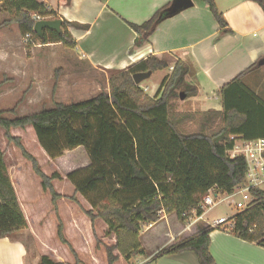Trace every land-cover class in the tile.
<instances>
[{"label":"trees","instance_id":"trees-1","mask_svg":"<svg viewBox=\"0 0 264 264\" xmlns=\"http://www.w3.org/2000/svg\"><path fill=\"white\" fill-rule=\"evenodd\" d=\"M193 1L208 6L221 36L231 33L213 0ZM250 1L257 3L264 14V0ZM0 3L8 13V19L0 24V28L17 25L22 37L32 34L40 45L59 43L74 49L75 44L66 26L87 29L86 26L63 22L59 33L44 30L39 38L33 33L36 21L32 16L59 20L55 12L37 0H0ZM169 7L168 4L158 10L142 25L128 23L136 34L135 47L148 41ZM168 68L165 60L150 56L140 64L111 72L109 91H101L87 101L56 102L52 109H42L15 119H7L0 112V128L5 131L7 142L31 163L42 190L50 193L53 204L61 196L52 182L61 181V176L47 177L37 159L26 152L20 139L12 136L10 131L32 128L37 144L50 160L62 157L66 151L85 150L89 166L68 173L65 179L72 185L74 194L89 204L91 209L86 215L91 223L100 219L107 226L105 236H115V244L105 247L106 264L146 256L140 233L144 226L158 223L161 215H175L185 224L192 211L197 216L202 215L199 205L209 189L232 194L244 183L246 164L241 157H228L227 152L233 145L229 138L264 139V104L247 93L241 84L242 79L257 68V63L219 91L221 111L199 114L202 117L200 130L188 134L182 133L181 127L196 116L170 112L171 101L178 100L180 93L185 94V98L197 94L195 88L185 84L188 69L183 62L173 66L169 77L161 81L152 98L132 80V75L138 72L153 74ZM60 71L56 70V76L59 77ZM4 157L0 148V239L27 228ZM250 195L253 202L247 210L236 214L229 234L264 249V191L251 189ZM71 199L75 201V197ZM210 232L209 227H200L194 237L159 250L151 262L155 263L164 256L191 252L198 264H215L209 253ZM57 237L74 253L63 237L61 225H58ZM37 264L61 263L43 255Z\"/></svg>","mask_w":264,"mask_h":264},{"label":"crops","instance_id":"crops-1","mask_svg":"<svg viewBox=\"0 0 264 264\" xmlns=\"http://www.w3.org/2000/svg\"><path fill=\"white\" fill-rule=\"evenodd\" d=\"M40 1L55 12L62 23H75L87 27V29L70 26L65 28L75 48L66 49L70 57L67 61H63L62 65H58V70L61 71L56 86L57 94L61 93L67 78L75 81L74 74H70L69 70L80 66V63L83 64V75L93 76L90 78L93 81L97 78L104 79L108 88L107 81L111 72L122 71L140 64L150 56L165 60L171 65L170 68L177 62H183L188 69L185 84L197 90L195 96L184 100L179 99L187 107L183 114L196 116L187 121V127H190L194 124L200 125L202 117H199V114L221 111L219 91L241 72L264 58V14L259 5L250 0H213L231 31L222 36L220 28L205 3L192 0L190 8L172 16H168L166 10L154 33L140 47L134 46L136 34L128 23L142 25L158 10L168 4L171 6L174 0ZM60 45L58 43L35 46V48L43 47L47 55L45 57H25L20 60L22 66L20 75L30 76L34 81L29 94L30 98L39 97L47 90L40 81L39 68L53 62L57 63L54 61L55 56L52 51H56V47ZM8 61L3 74L16 77L18 72L11 66L12 62L9 59ZM261 68L264 66L257 67L246 75L241 84L247 93L253 94L264 104V90L258 83L263 78L264 72L260 74ZM168 71L170 73V69ZM140 84L137 86L143 89L144 87ZM93 91L98 93L99 89L94 88ZM68 152L71 151H66L64 155ZM84 153L86 161H89L85 150ZM64 155L54 162L62 159ZM42 160L53 163L46 155H43ZM6 167L14 188L12 175L14 177L16 175L12 174L7 164ZM16 196L18 199L17 194ZM20 207L25 215L21 204ZM203 216L204 214L195 223L183 224L176 228L168 224L164 231L158 232L154 237L158 240L164 238V242L152 251L148 250L144 238L158 227L161 220L150 225L140 233V241L146 251V256H139L144 257L140 263H149L151 256L159 250L183 239L194 237L200 227H209L211 229L209 253L215 264H264L263 248L233 237L226 233L223 227L214 229L210 226L211 224H203ZM172 217L175 216L164 219ZM22 234L23 232H20L0 239V264H26L27 243L18 236ZM36 263L35 261L34 264ZM29 264H33V260ZM152 264H198V262L193 253L185 252L161 257Z\"/></svg>","mask_w":264,"mask_h":264},{"label":"rangeland","instance_id":"rangeland-1","mask_svg":"<svg viewBox=\"0 0 264 264\" xmlns=\"http://www.w3.org/2000/svg\"><path fill=\"white\" fill-rule=\"evenodd\" d=\"M7 19L8 13L5 6L0 3V24ZM35 46L40 47L37 39L33 38L32 43L25 41L17 25L0 28V112L5 118L15 119L29 116L42 109L53 107L56 102L72 104L87 101L97 96L101 91H109L104 79L97 78L93 81L90 79L93 76L88 77L86 75V77L83 75V64L80 63V66L69 70L70 74H74L75 81L73 82L72 79L67 78L64 81L61 93L57 94L58 92L56 87L54 90V86L58 84V75L56 76L55 72L59 69L58 65H62V62L67 61L70 57V53L66 50L68 48L60 45L56 47V51H52L53 56H55L54 61H57V63L53 62L39 68L40 81L47 90L39 97L30 98L29 94L34 81L30 76L20 75L22 67L20 60L25 57H45L47 55L43 47L35 48ZM8 59L12 62L11 66L18 72L16 77L3 74V70L6 69L9 62ZM170 66L166 70L153 73L152 76L141 82L140 85L144 88L140 89L144 94L151 98L155 96L163 80L162 78L166 75L165 78H168L172 72L173 67H171V70ZM263 70L264 68L260 69V74L264 72ZM258 83L264 90V73L263 78ZM145 87L148 89V93L144 91ZM94 88L99 89L98 93L93 91ZM170 106L171 114H183L187 109L186 105L182 104L179 99L171 101ZM187 126L188 124L183 123L182 133H193L201 128L197 124ZM4 134L5 131L0 128V148L4 152V162L6 161L9 169L12 170V174L16 175L15 177L12 175L13 184L18 195V202L22 206L27 221V228L22 231V235H18L27 243L26 264H29L31 260H33V264L35 261L38 263L39 258L43 255L61 264H106L105 247L115 244V236H105L107 226L100 219H97L93 224L91 223L86 215V212L91 209L89 204L83 197L74 194L72 185L65 179L68 173L89 166L90 162L86 161L84 150L77 148L66 155L63 154L62 159L55 162L52 160L53 163H49L47 160H42L43 155L46 154L36 143L32 128L27 127L26 129H13L10 131L12 136L20 139L26 152L37 159L41 171L47 177L53 174L61 176V181L55 180L52 182L55 191L61 196L53 204L50 193L42 190L41 181L33 173L31 163L22 157L20 150L7 142ZM72 197H75V201L71 199ZM236 198H229V200L218 203L206 211L202 223L209 225L221 217L233 216L236 211L231 203L236 202ZM161 216L158 227L150 232L146 238L143 237L149 251L156 249L164 242V238L158 240L154 237L158 232L164 231L168 224H171L173 228L183 226V223L178 221L176 217L164 219L170 216ZM194 219L192 217L191 220ZM58 225H61L63 237L74 253L70 252L67 246L60 243L57 237ZM148 227L147 225L144 226L141 232H144ZM225 232L229 233V230ZM155 254L151 256L150 262L147 264H152L151 260ZM143 260L144 257L137 256L131 258L129 262L121 259L116 264H141L140 262Z\"/></svg>","mask_w":264,"mask_h":264},{"label":"built area","instance_id":"built-area-1","mask_svg":"<svg viewBox=\"0 0 264 264\" xmlns=\"http://www.w3.org/2000/svg\"><path fill=\"white\" fill-rule=\"evenodd\" d=\"M32 17L34 21L40 20L36 15H33ZM33 38L34 36L32 34H27L24 39L25 41L32 43ZM229 139L233 142V145L231 150L227 152L228 157L231 159L241 157L245 161L246 173L244 183L241 186L236 187L230 195L220 194L217 192L216 188H211L202 198L199 205L203 215L204 212L210 210L218 203L225 202L229 200V198L237 197V201L231 203L234 205L236 213L231 217H221L210 225L214 229L223 227L224 231L232 230L236 214L241 213L250 207L254 200L250 195V190L256 189L264 191V139L242 140L233 136ZM224 195L226 197H223ZM202 215L197 216L196 212L192 211L186 224L197 222L201 219ZM192 217L195 219L191 220Z\"/></svg>","mask_w":264,"mask_h":264},{"label":"water","instance_id":"water-1","mask_svg":"<svg viewBox=\"0 0 264 264\" xmlns=\"http://www.w3.org/2000/svg\"><path fill=\"white\" fill-rule=\"evenodd\" d=\"M192 6V0H174L171 6L167 9L166 14L172 16L182 10L188 9ZM62 21L61 20H46L42 19L37 21L33 26V33L39 38L42 37V32L44 30L55 31L59 33L61 31ZM264 66V58L257 62V67ZM151 72H138L132 75L133 83L137 86L142 81L148 79L151 76ZM179 99L184 100L185 94L180 93Z\"/></svg>","mask_w":264,"mask_h":264},{"label":"bare ground","instance_id":"bare-ground-1","mask_svg":"<svg viewBox=\"0 0 264 264\" xmlns=\"http://www.w3.org/2000/svg\"><path fill=\"white\" fill-rule=\"evenodd\" d=\"M40 20H42V19H40ZM39 21V20H38ZM37 22V21H36Z\"/></svg>","mask_w":264,"mask_h":264}]
</instances>
